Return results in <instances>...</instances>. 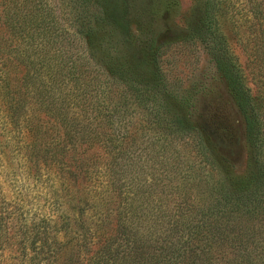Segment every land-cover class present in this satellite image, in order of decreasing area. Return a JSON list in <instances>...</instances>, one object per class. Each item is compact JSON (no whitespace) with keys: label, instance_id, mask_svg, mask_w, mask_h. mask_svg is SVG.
I'll return each instance as SVG.
<instances>
[{"label":"trees","instance_id":"trees-1","mask_svg":"<svg viewBox=\"0 0 264 264\" xmlns=\"http://www.w3.org/2000/svg\"><path fill=\"white\" fill-rule=\"evenodd\" d=\"M160 1L175 4L143 0L142 16L155 20ZM221 3L201 0L175 37L155 20L140 57L129 0H0V264H264V7L255 0L249 65L220 29ZM189 38L242 118L243 174L207 124L167 100L160 58ZM138 107L160 173L137 158ZM220 117L213 132L229 145L233 123ZM34 187L43 201L29 199Z\"/></svg>","mask_w":264,"mask_h":264},{"label":"rangeland","instance_id":"rangeland-1","mask_svg":"<svg viewBox=\"0 0 264 264\" xmlns=\"http://www.w3.org/2000/svg\"><path fill=\"white\" fill-rule=\"evenodd\" d=\"M142 1L129 0L128 9L130 31L140 57H144V39L153 28L155 20L160 28L167 29V31H162L163 36L175 37L179 30L186 27L188 20L192 17L194 7L201 3V0H174L173 8H169L164 1H160L159 15L152 20L140 13L139 5ZM219 1L222 2L220 29L226 35L230 48L235 54H240L242 59H247L250 65L253 56H248V53L256 48L254 45L255 40L257 41L256 37L262 38L260 35L262 17L260 18V14L254 10L255 0ZM257 2L264 7V0H257ZM160 59H162L163 72L166 75L165 82L169 92L167 100L171 102V107L177 108V105L182 103L186 111L193 113V116H189L194 126H198V123L207 124L208 132L212 133L211 139L218 143L219 152L232 161L233 172L243 174L250 157L249 148L244 140L243 121L231 96L227 93L223 79L219 77L216 65L205 44L192 38L184 42H172L166 47L165 54ZM142 112V109L138 107L137 158L144 171L160 173L163 167L161 159L163 155L160 156V153L164 152L158 153L159 144L155 143L151 149L148 148L150 160H147L148 155L145 154V139L140 119ZM221 113L227 114L225 121L233 123V137L229 145H224L222 137L215 134V130L219 132L220 126L223 125ZM186 141L191 142V139ZM175 145H177V139ZM194 145L195 143L180 145V157L190 158L196 153ZM174 154L172 153V156ZM171 161L172 159L168 158L166 165L169 169L175 170ZM13 178L9 177L5 183L7 195H10L8 189L12 190ZM29 199L34 202L43 201L36 187L29 191Z\"/></svg>","mask_w":264,"mask_h":264}]
</instances>
